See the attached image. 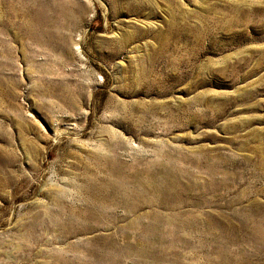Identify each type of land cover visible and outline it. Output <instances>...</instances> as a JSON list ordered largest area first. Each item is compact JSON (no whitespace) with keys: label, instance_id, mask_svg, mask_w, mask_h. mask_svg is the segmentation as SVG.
<instances>
[{"label":"rangeland","instance_id":"1","mask_svg":"<svg viewBox=\"0 0 264 264\" xmlns=\"http://www.w3.org/2000/svg\"><path fill=\"white\" fill-rule=\"evenodd\" d=\"M263 241L264 0H0V264Z\"/></svg>","mask_w":264,"mask_h":264},{"label":"bare ground","instance_id":"2","mask_svg":"<svg viewBox=\"0 0 264 264\" xmlns=\"http://www.w3.org/2000/svg\"><path fill=\"white\" fill-rule=\"evenodd\" d=\"M259 232V231H258ZM258 234V233H257ZM255 235V234H254ZM254 240V239H253ZM264 242V241H263ZM264 244V243H263Z\"/></svg>","mask_w":264,"mask_h":264}]
</instances>
